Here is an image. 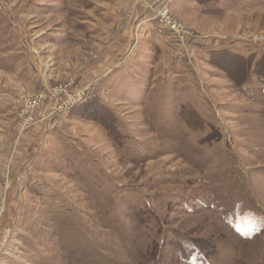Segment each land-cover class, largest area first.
<instances>
[{
	"label": "rangeland",
	"instance_id": "obj_1",
	"mask_svg": "<svg viewBox=\"0 0 264 264\" xmlns=\"http://www.w3.org/2000/svg\"><path fill=\"white\" fill-rule=\"evenodd\" d=\"M0 264H264V0H0Z\"/></svg>",
	"mask_w": 264,
	"mask_h": 264
}]
</instances>
